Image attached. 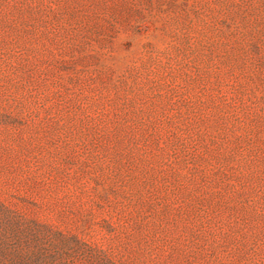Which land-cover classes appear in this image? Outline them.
I'll return each mask as SVG.
<instances>
[{"label": "rangeland", "instance_id": "obj_1", "mask_svg": "<svg viewBox=\"0 0 264 264\" xmlns=\"http://www.w3.org/2000/svg\"><path fill=\"white\" fill-rule=\"evenodd\" d=\"M0 264H264V0H0Z\"/></svg>", "mask_w": 264, "mask_h": 264}]
</instances>
